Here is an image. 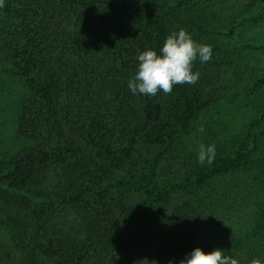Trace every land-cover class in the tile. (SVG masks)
<instances>
[{"label":"trees","instance_id":"trees-1","mask_svg":"<svg viewBox=\"0 0 264 264\" xmlns=\"http://www.w3.org/2000/svg\"><path fill=\"white\" fill-rule=\"evenodd\" d=\"M50 1L3 0L0 6L7 12L0 40L32 87L18 115V129L37 142L0 170L2 191L27 207L26 213L20 212L14 238L52 264H139L132 260L126 227L132 214L123 200L126 191L137 189L157 202L171 196L174 188L150 189L160 164L151 153L162 146L173 149L191 132L196 116L217 101L230 54L221 45L211 46L209 62L197 57L193 63V72L200 74L197 83L174 85L171 94H133L128 81L137 71L140 52L151 48L160 53L170 34L167 17L204 34H221L215 27L226 25V17L214 11L206 25L184 18L177 12L189 4L183 0L172 8L165 0H141V5L60 0L63 7L77 6L73 13L78 16L74 28L65 32L64 45L54 46ZM248 1L255 7L236 16L226 35L264 19L263 0H223V9L233 11ZM93 8L102 12L101 18L89 16ZM245 47L264 51V38ZM101 86L109 91L107 96ZM263 88L264 75L251 91ZM263 137L264 127L259 133L250 129L237 149L191 169L182 187H198L218 174L251 165ZM141 164L148 169L143 177L138 174ZM51 174L59 183L48 189ZM203 219L191 200L175 205L168 214L164 254L179 264L196 247L212 250L213 241L200 239L199 228L207 223Z\"/></svg>","mask_w":264,"mask_h":264},{"label":"rangeland","instance_id":"rangeland-1","mask_svg":"<svg viewBox=\"0 0 264 264\" xmlns=\"http://www.w3.org/2000/svg\"><path fill=\"white\" fill-rule=\"evenodd\" d=\"M179 1L165 0L171 8ZM183 1L189 4L177 9L182 17L195 18L206 25L211 13L219 11L226 17V25L215 27L221 34H204L167 17L170 34L183 29L195 41L206 42L210 46L221 45L229 52L231 60L224 65L217 101L196 116L191 132L182 135L173 149L165 150L162 146L151 153L152 157L160 158V164L150 189L157 192L174 188L171 196L157 202L137 189L126 191L123 200L129 209L132 208L131 216L126 218L132 260L139 264H168L171 259L164 254L169 239L168 214L175 205L191 200L198 205L201 217L207 220L199 228L202 230L200 239L211 240L215 244L206 253L221 248L225 256L236 259L238 264H264V137L260 148L252 155L254 162L251 165L218 174L198 187H182L187 182L190 170L201 166L197 158L201 144L215 145L216 159L221 154L237 149L238 143L250 129L259 133L264 127L261 118L264 88L256 93L251 91L257 78L264 75V51L245 47L246 43L259 42L264 38V19L244 23L233 36H228L226 34L236 16L240 18L251 11L255 7L253 2L248 1L245 7L228 11L223 9V0ZM230 1L235 4L237 0ZM110 2L131 5L144 3L141 0ZM50 4L55 10L51 17V40L54 46H63L65 32L75 26L78 15L73 12L78 8L63 7L60 0H51ZM89 16L99 19L102 12L93 8ZM5 20L7 12L3 9L0 10V39ZM14 64L15 61L0 40V170L6 169L24 148L37 144L18 129V115L32 87L16 71ZM102 88L103 94L107 96L109 91H106V87ZM111 98L109 96L110 101ZM144 166L141 164L138 172L142 177L148 172ZM58 183L56 174H51L45 188L51 189ZM9 197L0 187V264H52L44 256L31 254L25 245L15 240V233L20 229V212L26 213L27 207L22 206L19 199L13 201ZM171 261L172 264H178Z\"/></svg>","mask_w":264,"mask_h":264},{"label":"clouds","instance_id":"clouds-1","mask_svg":"<svg viewBox=\"0 0 264 264\" xmlns=\"http://www.w3.org/2000/svg\"><path fill=\"white\" fill-rule=\"evenodd\" d=\"M0 6H3V0H0ZM197 57L201 63L209 62L212 58L211 46L194 41L183 29L173 32L166 37L159 54L151 48L138 54V68L128 81V87L133 94L155 96L158 91L171 94L174 85H194L200 76L198 71L192 70ZM215 155V145L201 144L198 162L210 165ZM168 264H172V261ZM179 264H238V261L225 256L221 248L206 253L201 247H196Z\"/></svg>","mask_w":264,"mask_h":264}]
</instances>
